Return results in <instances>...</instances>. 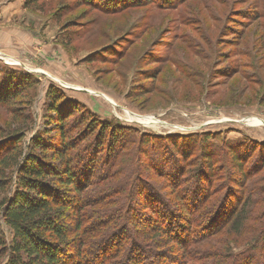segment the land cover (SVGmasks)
I'll use <instances>...</instances> for the list:
<instances>
[{"label": "rangeland", "instance_id": "1", "mask_svg": "<svg viewBox=\"0 0 264 264\" xmlns=\"http://www.w3.org/2000/svg\"><path fill=\"white\" fill-rule=\"evenodd\" d=\"M73 1L0 0V90L23 86L0 104V137L29 113L26 143L43 131L51 85L124 128L112 149L66 129L89 178L63 187L72 261L123 264L114 253L135 240L146 264L157 250L169 264H264V0Z\"/></svg>", "mask_w": 264, "mask_h": 264}, {"label": "trees", "instance_id": "2", "mask_svg": "<svg viewBox=\"0 0 264 264\" xmlns=\"http://www.w3.org/2000/svg\"><path fill=\"white\" fill-rule=\"evenodd\" d=\"M40 0H25L24 7L37 6ZM146 0H74L101 8L104 12H115L128 7L141 5ZM151 1V0H149ZM171 6L175 0H164ZM62 35V33H61ZM65 45L73 42L72 37H61ZM1 76V74H0ZM4 87V86H3ZM11 93L0 90V104L7 102L23 90V86ZM47 116L45 128L30 142L26 143L27 132L33 128L32 115L27 114L17 127L0 140V193L4 194L0 201V218L13 230L12 243L5 240L0 229V251H9L7 264H75L73 248L70 246V234L62 221L64 209H67L70 197L64 195L65 186L78 193L83 191L89 181L88 167H79L78 158L69 153L76 144L66 139V129L74 124L83 127V140H91L97 148L105 145H116L122 135L123 125L117 122L102 120L93 116L90 111L81 108L79 101L70 99L61 89L51 85L47 90ZM4 140V141H2ZM10 142L3 145L2 143ZM100 151V150H99ZM93 161V160H92ZM241 166L240 163H237ZM56 182L58 184H56ZM70 198V199H69ZM156 238L173 242L168 228L153 227ZM169 232V233H167ZM136 241L132 240L122 252L121 262L127 264L137 258V264H146L147 257L135 249ZM138 253V254H137ZM160 264H169L170 252L157 253ZM105 254V253H104ZM138 255V256H137ZM81 259V256H78ZM171 262L175 261L171 257ZM132 262V261H131Z\"/></svg>", "mask_w": 264, "mask_h": 264}, {"label": "crops", "instance_id": "3", "mask_svg": "<svg viewBox=\"0 0 264 264\" xmlns=\"http://www.w3.org/2000/svg\"><path fill=\"white\" fill-rule=\"evenodd\" d=\"M6 12H7L6 10H5V11L3 10V12H2V13L6 14Z\"/></svg>", "mask_w": 264, "mask_h": 264}]
</instances>
